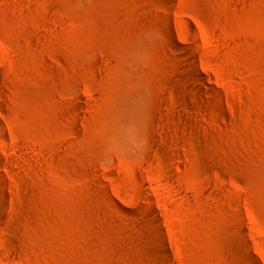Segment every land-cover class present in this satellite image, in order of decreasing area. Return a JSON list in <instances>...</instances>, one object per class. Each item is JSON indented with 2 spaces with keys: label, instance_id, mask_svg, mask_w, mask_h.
I'll return each mask as SVG.
<instances>
[{
  "label": "rangeland",
  "instance_id": "obj_1",
  "mask_svg": "<svg viewBox=\"0 0 264 264\" xmlns=\"http://www.w3.org/2000/svg\"><path fill=\"white\" fill-rule=\"evenodd\" d=\"M0 264H264V0H0Z\"/></svg>",
  "mask_w": 264,
  "mask_h": 264
}]
</instances>
